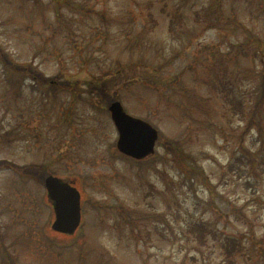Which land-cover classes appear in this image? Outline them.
Listing matches in <instances>:
<instances>
[{
    "label": "rangeland",
    "instance_id": "rangeland-1",
    "mask_svg": "<svg viewBox=\"0 0 264 264\" xmlns=\"http://www.w3.org/2000/svg\"><path fill=\"white\" fill-rule=\"evenodd\" d=\"M68 1L0 0V50L72 82L46 90L26 80L14 94L0 64V160L72 181L83 225L52 230L40 180L3 168L0 264H264V154L241 176L226 169L264 137V103L246 129L264 69V0ZM110 76L108 103L160 133L142 169L117 151L97 94ZM191 220L212 231L201 245ZM231 242L239 250L226 257Z\"/></svg>",
    "mask_w": 264,
    "mask_h": 264
},
{
    "label": "trees",
    "instance_id": "trees-1",
    "mask_svg": "<svg viewBox=\"0 0 264 264\" xmlns=\"http://www.w3.org/2000/svg\"><path fill=\"white\" fill-rule=\"evenodd\" d=\"M57 5H61L62 3L68 4V0H53ZM75 10H83L82 6H74ZM0 64L2 66V70L5 71L8 75H10V81L14 85H10L12 87V90L14 94H18L21 90V87L25 85L23 83L24 81H29L30 87L34 88L35 86H39L42 88H45L46 90L48 89H54L57 85L62 86L65 90H72L71 85L72 82H70L67 78L64 80H58V76H45L43 75L42 72H40L35 66L33 65H20L16 62H14L7 53L3 52L0 50ZM144 68V67H143ZM145 70L146 69H143ZM148 68V67H145ZM223 68H226V65H224ZM132 71H134L136 74L140 76L141 79H146L148 77L147 73L143 72H138L136 68L133 66L130 67ZM140 70V69H139ZM119 71H117L118 73ZM257 75L259 76V94L257 99L253 102L252 109H251V116L248 122L246 123V129H252L253 121L257 118L259 121V114L260 111L263 107L264 103V69H261L257 72ZM115 76V75H114ZM131 79L126 78L125 82H129ZM137 81V79H136ZM115 81L110 76L109 79H102L101 82V87L97 89V94H99L101 97L104 98L105 104L108 103V100L106 97L108 96V90L109 87L114 86ZM93 93V91H90ZM236 98V97H235ZM237 105V102H235ZM260 122V121H259ZM257 147L255 149H252L253 147L248 146H241L239 147L235 153L232 154L231 159L229 163L226 166L227 172L236 174L238 176L243 175L245 172L253 171L255 167L259 166L262 167L263 164L261 163H256L254 161V153L258 156L261 154H264V137H260V133L257 135ZM255 140V143L256 141ZM168 148L169 151L175 160H177L179 163L186 165L190 159L181 151L178 143L176 141L170 140L168 143ZM255 145V144H254ZM253 145V146H254ZM254 151V152H253ZM243 152V154H242ZM152 158V157H151ZM149 158V159H151ZM147 159V160H149ZM147 160L144 161H134L135 164L139 167V169H142V167L147 163ZM133 162V161H132ZM3 168L10 169L13 172H16L19 175H22L24 178H37L40 180V182L43 181V178L46 174L43 173V169L40 167H37L35 165L31 164H23V165H18L12 161L8 160H0V170ZM193 171L197 173V176H200L204 179L206 177L203 175L201 169L199 166H196ZM140 178V176H139ZM140 183H146L147 185L149 184L146 179L140 178ZM248 184V181H246ZM151 186V185H150ZM118 215L122 218L124 216L123 210L121 212H118ZM192 220L188 223V229L190 232L195 234V240H201V244H203V240L207 237H209L212 233L211 229L208 228L202 224V223H196L192 224ZM226 238H228L226 236ZM235 240V238H232ZM239 250V246L235 245L233 242H231L229 245H227L224 249L226 257H230L234 252Z\"/></svg>",
    "mask_w": 264,
    "mask_h": 264
},
{
    "label": "water",
    "instance_id": "water-1",
    "mask_svg": "<svg viewBox=\"0 0 264 264\" xmlns=\"http://www.w3.org/2000/svg\"><path fill=\"white\" fill-rule=\"evenodd\" d=\"M108 110L116 127L118 151L134 159H142L154 152L157 130L147 122L128 115L119 101L112 102ZM48 198L54 202L55 221L52 228L63 233H72L80 219L79 193L69 184L54 176L44 180Z\"/></svg>",
    "mask_w": 264,
    "mask_h": 264
}]
</instances>
